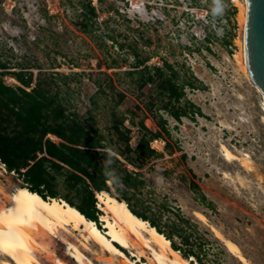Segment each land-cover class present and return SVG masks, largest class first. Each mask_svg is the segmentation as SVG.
<instances>
[{"label": "rangeland", "instance_id": "374dc122", "mask_svg": "<svg viewBox=\"0 0 264 264\" xmlns=\"http://www.w3.org/2000/svg\"><path fill=\"white\" fill-rule=\"evenodd\" d=\"M225 4L223 14L214 15L213 0H0V74L11 86H22L16 73L31 74L32 85L41 78L66 114L107 140L115 115L130 128L134 148L141 119L157 130L146 107L154 93L137 89L126 72L135 58L148 66L172 64L181 80L194 82L185 93L203 116L178 123L160 111L169 135L151 147L163 157L141 172L159 197L170 198L188 216L202 213L204 224L236 243L250 264H264L263 96L244 72L240 13L245 0ZM118 92L126 95L120 103ZM223 146L238 159L225 160ZM190 181L214 209L191 192ZM15 187V175L0 162V207L8 205L6 196ZM44 244L76 264L58 239ZM79 249L85 264H122L91 242ZM230 256L224 264H242ZM39 259L54 264L45 253Z\"/></svg>", "mask_w": 264, "mask_h": 264}, {"label": "trees", "instance_id": "16d2710c", "mask_svg": "<svg viewBox=\"0 0 264 264\" xmlns=\"http://www.w3.org/2000/svg\"><path fill=\"white\" fill-rule=\"evenodd\" d=\"M87 7L95 16L91 2ZM135 59L126 75L140 91L149 89L154 93L146 107L157 130H149L141 119L135 124L140 134L134 148L130 145V128L115 115L110 127L112 138L107 140L98 129L87 128L66 114L41 78L32 85L31 74L25 77L16 73L22 86H11L0 74V162L15 175L19 187L45 200H64L98 225L102 212L97 207L96 193L105 191L126 202L135 216L169 240L184 259L198 264H224L226 258H233L211 229L186 215L170 198L159 197L141 172L144 165L163 157L151 147L153 140L169 135L167 119L160 111L178 123L182 118L203 116L185 93L195 84L181 80L179 71L165 60L161 65L148 66L145 60ZM125 97L118 92L117 103ZM189 189L214 209L195 182L190 181Z\"/></svg>", "mask_w": 264, "mask_h": 264}, {"label": "bare ground", "instance_id": "6f19581e", "mask_svg": "<svg viewBox=\"0 0 264 264\" xmlns=\"http://www.w3.org/2000/svg\"><path fill=\"white\" fill-rule=\"evenodd\" d=\"M247 17L248 1L245 0L240 13L244 31L243 65L247 78L252 82L246 54ZM257 90L260 92L258 88ZM262 96L264 111V95ZM222 148L225 160L238 159L227 147ZM6 197L8 205L0 207V264H41L40 253H45L54 264H68L56 257L44 244L52 238L66 246L67 255L76 264H85L86 259L79 245L88 248L90 242L110 257L120 258L122 264H198L181 257L172 249L169 240L148 222L135 216L126 202L111 197L105 191L96 193L97 207L102 212L99 218L104 231L64 200H45L24 187H15ZM195 216L206 223V217L202 213L195 212ZM211 231L239 262L250 264L236 243L223 237L214 227H211Z\"/></svg>", "mask_w": 264, "mask_h": 264}, {"label": "water", "instance_id": "95a60500", "mask_svg": "<svg viewBox=\"0 0 264 264\" xmlns=\"http://www.w3.org/2000/svg\"><path fill=\"white\" fill-rule=\"evenodd\" d=\"M246 54L252 83L264 95V0H247Z\"/></svg>", "mask_w": 264, "mask_h": 264}, {"label": "clouds", "instance_id": "9594fccd", "mask_svg": "<svg viewBox=\"0 0 264 264\" xmlns=\"http://www.w3.org/2000/svg\"><path fill=\"white\" fill-rule=\"evenodd\" d=\"M226 7L225 0H213L212 12L214 15H221Z\"/></svg>", "mask_w": 264, "mask_h": 264}, {"label": "built area", "instance_id": "2783aa9c", "mask_svg": "<svg viewBox=\"0 0 264 264\" xmlns=\"http://www.w3.org/2000/svg\"><path fill=\"white\" fill-rule=\"evenodd\" d=\"M155 142H156V140H154ZM151 143H153V142H151Z\"/></svg>", "mask_w": 264, "mask_h": 264}]
</instances>
